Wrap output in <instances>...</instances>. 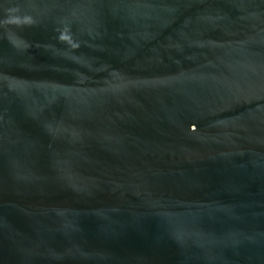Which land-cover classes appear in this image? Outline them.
<instances>
[{"label":"water","instance_id":"water-1","mask_svg":"<svg viewBox=\"0 0 264 264\" xmlns=\"http://www.w3.org/2000/svg\"><path fill=\"white\" fill-rule=\"evenodd\" d=\"M0 264H264V0H0Z\"/></svg>","mask_w":264,"mask_h":264}]
</instances>
